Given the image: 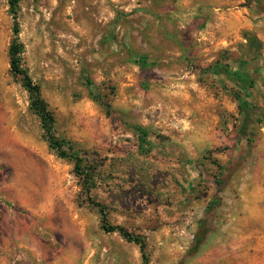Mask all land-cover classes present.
<instances>
[{"label": "rangeland", "instance_id": "1", "mask_svg": "<svg viewBox=\"0 0 264 264\" xmlns=\"http://www.w3.org/2000/svg\"><path fill=\"white\" fill-rule=\"evenodd\" d=\"M17 20L57 136L149 264H264V0H21ZM13 23L0 0V264H143L49 146L10 69ZM215 65L254 80L241 138L243 92Z\"/></svg>", "mask_w": 264, "mask_h": 264}, {"label": "trees", "instance_id": "2", "mask_svg": "<svg viewBox=\"0 0 264 264\" xmlns=\"http://www.w3.org/2000/svg\"><path fill=\"white\" fill-rule=\"evenodd\" d=\"M21 0H9L10 11L13 15L14 23H13V31L15 33V37L10 45L9 54H10V69L12 73L21 77V82L25 89L29 92L30 95V107L31 109L39 115L42 127L44 130V136L48 141L49 146L55 150L56 154L68 160H71L74 163L75 172L83 178V188L85 190V194L88 199L98 208L100 216H101V226L107 232H119L124 238L128 241H134L139 244L143 264H149V255L146 250V241L142 235L134 234L128 231L122 225L111 224L108 218V213L106 210L105 204L95 201L92 197V190L95 186V181L93 178V170H94V161L88 159L86 157V153L78 148L75 143L69 139L62 138L57 136L55 132V115L54 112L50 109L49 104L42 96L41 87L39 84L34 82L33 78L30 76L28 71L22 67L21 59L23 52V45L19 42V22L17 20V12L18 6ZM254 43H259L258 39H255ZM133 59L137 62L142 68L145 64V58L142 55H138L134 52H131ZM215 72H219L227 75L231 78L238 88L243 92V95L237 93L236 98L238 100L239 111L242 114V123L239 129V138L243 137V132L249 126V114L250 112L257 111V105L250 98L249 89L252 87L254 80L248 75L247 72L242 71L238 68H234L230 70L222 65L212 66ZM87 82H90L87 79ZM91 90V94L93 98L99 101L106 109L108 115L112 114V105L110 103L105 102L101 97L96 95ZM135 129L140 134V140L142 143H145V137L147 131L141 127L136 126Z\"/></svg>", "mask_w": 264, "mask_h": 264}]
</instances>
